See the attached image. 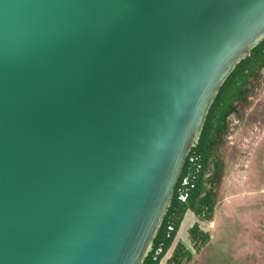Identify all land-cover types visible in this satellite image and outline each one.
<instances>
[{
    "label": "water",
    "instance_id": "95a60500",
    "mask_svg": "<svg viewBox=\"0 0 264 264\" xmlns=\"http://www.w3.org/2000/svg\"><path fill=\"white\" fill-rule=\"evenodd\" d=\"M264 0H0V264H143Z\"/></svg>",
    "mask_w": 264,
    "mask_h": 264
},
{
    "label": "rangeland",
    "instance_id": "374dc122",
    "mask_svg": "<svg viewBox=\"0 0 264 264\" xmlns=\"http://www.w3.org/2000/svg\"><path fill=\"white\" fill-rule=\"evenodd\" d=\"M147 264H264V40L206 117Z\"/></svg>",
    "mask_w": 264,
    "mask_h": 264
},
{
    "label": "trees",
    "instance_id": "16d2710c",
    "mask_svg": "<svg viewBox=\"0 0 264 264\" xmlns=\"http://www.w3.org/2000/svg\"><path fill=\"white\" fill-rule=\"evenodd\" d=\"M227 81V80H226ZM192 152H193V150L190 152V154H189V157H188V159L186 160V163H185V165H184V168H183V170H182V173L184 172V170H185V168L189 165V158L191 157V155H192ZM181 173V174H182ZM180 181V180H179ZM179 181H178V183H179ZM178 183H177V185H178ZM166 217V216H165ZM165 217H164V220H165ZM163 220V221H164ZM162 224H163V222H162ZM160 229H161V227H160ZM160 231V230H159ZM158 234H159V232H158ZM158 237V236H157ZM157 237L155 238V240H154V244H153V246L155 247L157 244V242H156V239H157ZM154 249V248H153ZM152 252L148 255V257L146 258V260L144 261V263L143 264H147L149 261V258L150 257H152Z\"/></svg>",
    "mask_w": 264,
    "mask_h": 264
}]
</instances>
